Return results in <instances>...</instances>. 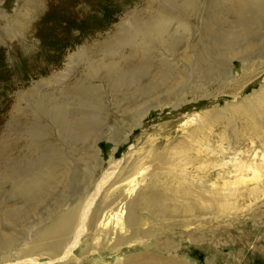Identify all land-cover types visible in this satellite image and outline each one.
I'll return each mask as SVG.
<instances>
[{"label": "rangeland", "instance_id": "rangeland-1", "mask_svg": "<svg viewBox=\"0 0 264 264\" xmlns=\"http://www.w3.org/2000/svg\"><path fill=\"white\" fill-rule=\"evenodd\" d=\"M262 87L264 0H0V264L19 260L4 257L2 239L24 246L103 180L182 139L179 120ZM225 122L215 133L243 145L252 126ZM263 202L255 218L221 222L210 264H264ZM178 221L153 228L152 241ZM136 252L146 250L126 255Z\"/></svg>", "mask_w": 264, "mask_h": 264}, {"label": "bare ground", "instance_id": "bare-ground-1", "mask_svg": "<svg viewBox=\"0 0 264 264\" xmlns=\"http://www.w3.org/2000/svg\"><path fill=\"white\" fill-rule=\"evenodd\" d=\"M143 26L134 24L131 33H140ZM263 117L264 87L223 112L193 113L179 120L182 139L151 156L150 163L138 158L114 179L103 180L86 206L79 202L60 212L28 234L24 246L2 239L4 257L12 250L19 259L6 264H210L209 257L222 256L219 237L226 229L221 222L245 212L255 218L254 207L264 201ZM225 119L228 125L238 121L252 126L243 145L225 144L224 135L215 133ZM207 215L211 217H202ZM173 216L179 226L152 241V229L165 228ZM173 231L179 244L167 237ZM138 248L146 252L126 255ZM80 249L85 251L79 254Z\"/></svg>", "mask_w": 264, "mask_h": 264}]
</instances>
